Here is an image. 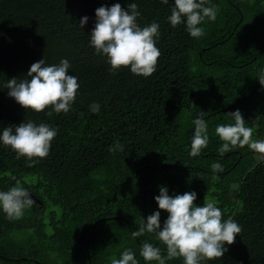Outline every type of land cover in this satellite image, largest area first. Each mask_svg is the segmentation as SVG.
<instances>
[{
  "label": "trees",
  "instance_id": "1",
  "mask_svg": "<svg viewBox=\"0 0 264 264\" xmlns=\"http://www.w3.org/2000/svg\"><path fill=\"white\" fill-rule=\"evenodd\" d=\"M199 2V0H197ZM136 3L141 27L159 24L160 56L151 76L129 67L113 70L90 44L96 9ZM175 0H0V135L8 126L32 121L57 130L49 154L17 159L0 141V191L16 181L42 202L9 219L0 208V264H111L131 249L138 264L147 241L166 245L155 233L133 237L156 211L161 229L169 213L159 209L160 187L169 195L196 192L232 218L242 231L228 251L201 264H264V154L236 146L221 155L220 124L239 110L253 140H264V0H205L216 19L205 18L204 34L192 37L185 22L168 17ZM88 17L84 28L80 20ZM70 63L79 88L68 112L26 110L8 95L9 79L27 77L31 65ZM98 103L99 113L90 106ZM52 112L49 116L48 112ZM204 112L208 144L190 155L193 121ZM119 143L123 151H109ZM213 163L223 166L213 172ZM15 178V179H14Z\"/></svg>",
  "mask_w": 264,
  "mask_h": 264
},
{
  "label": "clouds",
  "instance_id": "2",
  "mask_svg": "<svg viewBox=\"0 0 264 264\" xmlns=\"http://www.w3.org/2000/svg\"><path fill=\"white\" fill-rule=\"evenodd\" d=\"M167 4L169 0H162ZM140 15L136 3L128 5L127 10L119 3L110 8L102 6L96 9L95 27L90 33V44L97 55L103 54L113 70L129 67L133 74L148 77L156 70L160 51L156 46L159 35V24L152 22L141 27L137 24ZM205 18L216 19L213 6H205V0H175L168 17L170 24L175 27L186 19L189 34L198 38L204 34L200 25ZM88 17H83L79 24L84 28ZM70 63L62 59L59 64L47 65L45 59L31 65L27 77L23 79H9L6 87L8 95L14 98L26 110L43 112L51 106L56 113L68 112L74 102L79 88L78 79L69 75ZM259 83L264 86V70L260 71ZM93 113H99L100 106L93 103L90 106ZM51 116L52 112H48ZM234 123L220 124L215 133L224 142L218 149L224 153L236 146H248L255 152L264 154V140H253V128L246 126L239 110L227 114ZM204 112L193 121L194 135L191 140L192 157L200 154L202 148L208 144V124L203 118ZM57 135V130L49 125H39L32 121L21 123L19 126H8L3 129L0 141L10 146L16 153L17 159L27 157L35 166L33 158H44L49 154L51 142ZM123 151L119 143L113 145L109 151ZM213 172H222L220 163H213ZM15 179V178H14ZM160 194L155 197L159 209L169 213L161 229V214L156 211L143 220L138 231H133V237L143 236L145 233H155L157 239L166 245L167 259L182 257L184 264H201V261H212L223 257L228 251L225 244L232 245L236 236L242 231L232 218L222 222V211L216 204L205 197L204 205L197 206L196 192H185L182 195L170 196L167 187L161 186ZM35 201L30 198L29 191L21 186L19 180L16 186L8 191H0V208L9 219H19L26 208ZM140 255L145 261H157L166 264L165 257L159 247L145 241ZM111 264H138L131 249L123 251L119 259L112 258Z\"/></svg>",
  "mask_w": 264,
  "mask_h": 264
},
{
  "label": "water",
  "instance_id": "3",
  "mask_svg": "<svg viewBox=\"0 0 264 264\" xmlns=\"http://www.w3.org/2000/svg\"><path fill=\"white\" fill-rule=\"evenodd\" d=\"M30 198L33 199L35 202H42L39 198H37L33 193H30Z\"/></svg>",
  "mask_w": 264,
  "mask_h": 264
}]
</instances>
